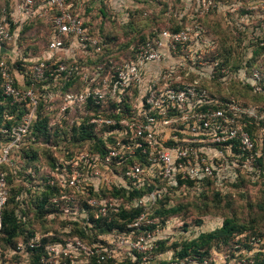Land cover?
Listing matches in <instances>:
<instances>
[{"label": "built area", "instance_id": "1", "mask_svg": "<svg viewBox=\"0 0 264 264\" xmlns=\"http://www.w3.org/2000/svg\"><path fill=\"white\" fill-rule=\"evenodd\" d=\"M149 1L158 6L166 4V25L155 27L152 36L134 48L132 57L112 65L111 74L98 79L93 87L64 95L56 116L63 117L74 106L84 111L89 101L94 106L116 104L112 116L99 110L88 119L96 131H102L106 150L74 152L59 161L58 175L46 178L48 185L70 190L62 196L67 204H77L78 197L83 196L99 216H110L121 208L136 207L141 212L127 224L131 231L109 234L103 242L87 245L77 237H67L60 244H47L39 264H67L65 258L79 264H91V258L102 263L109 259L111 246L129 247L146 261V247L156 246L151 243L154 233L147 227L156 224L158 218L150 215L167 193L166 186H176L179 179L202 181L226 174L235 178L238 172H254L257 167L264 177V103L216 95L211 81L221 76L222 85H228L230 69L222 65L216 40L198 20L220 7L226 14L237 12L242 8L239 0L225 6L215 0H10L9 13L3 10L0 18V99L26 101L31 109L21 124L12 128V139L0 150V163L14 164L11 152L28 131L37 106L36 83L62 72L70 74L76 68L50 56L60 51L71 53L78 47L94 52L104 47L103 38L91 33L85 22L86 9L95 10L105 2L110 12L122 16L126 9ZM182 16H186L185 24L176 29V24H182ZM33 17L44 18L52 25L45 50L48 58L30 67L26 88L18 87L24 80L18 82L12 75L6 45L14 41L18 27ZM259 45H264L263 39ZM236 74L254 93H264V65L249 67L244 62ZM124 184L129 190L147 192L130 199L128 194L119 198L101 195L106 186L118 188ZM7 198L5 173L0 171V210ZM51 202L57 205L58 199ZM75 209L72 216L88 221L84 210ZM42 238L41 233H35L27 246L39 247ZM25 249L19 243L16 252Z\"/></svg>", "mask_w": 264, "mask_h": 264}, {"label": "trees", "instance_id": "2", "mask_svg": "<svg viewBox=\"0 0 264 264\" xmlns=\"http://www.w3.org/2000/svg\"><path fill=\"white\" fill-rule=\"evenodd\" d=\"M215 1L223 6L227 3V0ZM101 3L95 10L88 7L84 19L91 27L90 32L103 38L104 47L100 52H94L91 48L78 47L71 53L60 51L50 56V58H59L58 62L65 63L67 66L73 65L76 68L70 74L62 72L50 77L47 81L36 83L37 106L34 117L28 131L11 152L13 159L17 158V160L12 165L8 163L0 165V171L5 173L8 188L6 204L0 210V252L2 259L5 261L9 259L11 264H19L16 261L18 256L27 264H39L41 256L46 254L47 244H60L67 237H77L87 245H91L98 240L103 242V238L109 234L115 236L126 234L131 231L127 224L141 212V209L136 207L121 208L118 213L110 216H99L93 207L86 204L83 196L78 197L77 204H67L62 196L70 190L61 188L59 185L50 186L46 179L47 176L58 175L61 172L58 169L61 165L59 161L68 159L74 152L84 149L104 152L106 138L102 136V131H96L95 127L88 123V119L90 114H97L99 110L105 112L106 116H112L111 112L116 111V104L94 106L89 101L84 111L74 106L65 111L63 117L57 119L63 96L93 87L98 79L111 74L109 72L112 65L122 62L129 56L132 57L134 48L151 37L155 27L166 25V18L163 15L166 9L164 3L158 6L149 1L140 7L126 9L122 16L114 15L105 2ZM9 4L10 0H0V18L3 10L9 13ZM178 4L183 6L182 2ZM145 12L146 15H144ZM242 12L241 9L238 14L243 15ZM228 14L229 19H225L218 12L207 13L198 18L206 27L208 34L216 40V50L222 65L230 69L228 85H222V80L219 79L221 76H216V79L211 81V85L221 99L234 96L244 102L264 103V93H254L236 77L237 70L243 67L244 62L249 67L255 63L264 65V45H259V41L264 40V30H262L264 18L258 14L246 12L243 17L249 19L250 25L240 20V17L234 18L235 12L229 11ZM185 18L186 16H182V24L180 26L176 24V29L185 24ZM44 23L47 24L48 30L45 47L35 46L32 41V44L27 45L25 42L29 38V31L35 25ZM51 37L52 25L44 18L33 17L18 27L14 41L6 45L10 51L7 62L11 67L12 75L17 81L22 78L24 80L23 84H17L18 87L26 88L31 79L28 74L30 67L48 58L45 50ZM120 105L125 106L122 102ZM30 109L26 101L17 102L12 98L0 99V150L12 139V128L21 124L23 116ZM114 116L117 115L114 114ZM54 119L57 120L55 125L51 124ZM42 137L44 138L41 143L39 138ZM41 155L44 158L41 159ZM19 166L24 170L17 169ZM14 167L17 171L13 169ZM256 169L254 172L250 170L244 173L238 172L235 178L231 176L232 174H226L221 178L213 177L202 181L179 179L176 186H166L167 193L158 201L150 215L151 218H158V222L148 226L147 229L153 232L159 223H164L169 216L181 213L195 199L214 198L220 202L221 199L232 197V188L242 186L246 182L264 184V177L259 167ZM6 170L10 173H6ZM146 192V189L129 190L124 184L118 188L106 186L101 191V195L119 198L128 194L130 199L131 196L143 195ZM53 198L58 199L57 205L51 202ZM75 208L78 211L84 210L88 215V221L82 222L72 216L71 213L75 212ZM247 228L249 227L246 224L238 223L234 217H226L214 230L199 233L191 240L174 243L171 246L175 249L173 259L181 261L198 256L202 260L213 247V242L220 243L221 240L226 243ZM135 232L139 233V231ZM35 233L43 235L41 245L29 248L28 240ZM19 243L26 246L22 253L16 252ZM155 245V248L153 247L155 250L150 255L163 250L165 240H156ZM65 260L67 264H79L76 261L72 262L69 258ZM90 261L91 264L149 263L143 261L142 255L135 251L121 262L108 259L100 263L95 258H91ZM258 264H264V259H261Z\"/></svg>", "mask_w": 264, "mask_h": 264}, {"label": "rangeland", "instance_id": "3", "mask_svg": "<svg viewBox=\"0 0 264 264\" xmlns=\"http://www.w3.org/2000/svg\"><path fill=\"white\" fill-rule=\"evenodd\" d=\"M239 1H242L241 9L243 15L248 12L258 14L264 18V0ZM227 2H231V0H227ZM224 10L226 9L220 7L218 10H212L208 13L214 14L218 12L225 19H229V14H226ZM239 11H232L235 12L233 17L236 19L240 17V20L251 25L249 19H244L243 15L238 14ZM46 25L45 23L35 25L29 31V38L25 43L28 45L34 42L35 46L45 47L48 32ZM262 30H264V26H262ZM118 32L120 34V31ZM53 121H55L53 124L55 125L57 120L54 119ZM43 138H39L41 143ZM42 158H44L43 155H41ZM8 163L11 165L10 162ZM13 169L17 171V169H22V167L19 166L17 169L14 167ZM6 173H10V171L6 170ZM231 192L233 193L231 198L221 199L220 202L214 198L207 200L195 199L181 213L169 216L164 223H159V226L153 231L154 236L151 243L155 245L156 240H165V246L163 250L160 252L156 251L152 255L150 253L155 249L146 247V262H149L148 264H258L261 259H264V184L246 182L242 186L232 188ZM226 217H234L238 223L246 224L249 228L245 229L241 234L235 235L226 243L221 242V240L220 243L213 242V247L202 260L198 256L189 257L181 261L173 259L175 249L171 246L174 243L191 240L202 232H210L219 227ZM110 248L112 253H109V259H115L117 262L123 261L129 254L133 253L129 247L111 246ZM2 258L1 255L0 263L11 264L9 259L5 261ZM16 261L19 264L26 263L20 256L16 257Z\"/></svg>", "mask_w": 264, "mask_h": 264}, {"label": "crops", "instance_id": "4", "mask_svg": "<svg viewBox=\"0 0 264 264\" xmlns=\"http://www.w3.org/2000/svg\"><path fill=\"white\" fill-rule=\"evenodd\" d=\"M0 264H2V263H0Z\"/></svg>", "mask_w": 264, "mask_h": 264}]
</instances>
